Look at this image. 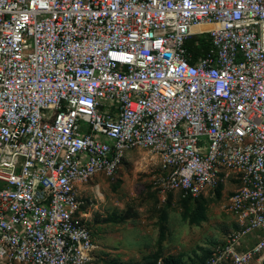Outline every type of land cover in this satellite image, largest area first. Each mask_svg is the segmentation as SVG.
Here are the masks:
<instances>
[{
	"label": "built area",
	"instance_id": "built-area-1",
	"mask_svg": "<svg viewBox=\"0 0 264 264\" xmlns=\"http://www.w3.org/2000/svg\"><path fill=\"white\" fill-rule=\"evenodd\" d=\"M133 148L168 192L233 180L206 264H264V0H0V264H90L78 186Z\"/></svg>",
	"mask_w": 264,
	"mask_h": 264
},
{
	"label": "rangeland",
	"instance_id": "rangeland-1",
	"mask_svg": "<svg viewBox=\"0 0 264 264\" xmlns=\"http://www.w3.org/2000/svg\"><path fill=\"white\" fill-rule=\"evenodd\" d=\"M160 177L156 155L133 148L124 154L113 178L95 177L86 183L90 193L78 197L82 213L89 214L83 223L97 237L98 255L104 254L97 263L206 264L236 230L226 206L235 189L233 180L193 198L168 192Z\"/></svg>",
	"mask_w": 264,
	"mask_h": 264
},
{
	"label": "crops",
	"instance_id": "crops-1",
	"mask_svg": "<svg viewBox=\"0 0 264 264\" xmlns=\"http://www.w3.org/2000/svg\"><path fill=\"white\" fill-rule=\"evenodd\" d=\"M102 175H97V176H95V177H101ZM94 177V178H95ZM103 177V176H102ZM93 178V179H94ZM93 179L91 180V181H93ZM101 179V178H100ZM90 182V181H89ZM88 182V183H89ZM95 187L96 188H99V184H96L95 185ZM80 192L81 193H83L84 192V194L86 195L87 193H90V191H88V189H87V184L85 185H79L78 186V189H77V195L78 196H80ZM87 196V195H86ZM86 198H88V199H86V200H88L91 204H93L92 202V199L90 198V197H86ZM81 217H82V220L86 223V221L89 219L88 217H89V214L88 213H82V208H81ZM89 228V227H88ZM90 230V229H89ZM90 234H91V237H92V240H93V242H94V244H95V246H96V248L93 250V252H92V255H91V262H90V264H99V263H97L98 262V260L99 259H103L104 258V254H101V255H98V253H100L99 251H100V244H98V241H97V237H96V235L95 234H93V232H91L90 231ZM256 241V234H253V235H250L246 240H245V242L243 243V246L242 247H250L254 242ZM112 258L113 256L111 255V254H109V258ZM118 261V260H117ZM253 264H257L255 261L253 262Z\"/></svg>",
	"mask_w": 264,
	"mask_h": 264
},
{
	"label": "trees",
	"instance_id": "trees-1",
	"mask_svg": "<svg viewBox=\"0 0 264 264\" xmlns=\"http://www.w3.org/2000/svg\"><path fill=\"white\" fill-rule=\"evenodd\" d=\"M199 46L196 47L194 45V43H190V41H188L186 44H185V47L186 49L191 52L192 54H199L201 51H203L204 49L207 48V41L203 40V39H199V42H198Z\"/></svg>",
	"mask_w": 264,
	"mask_h": 264
},
{
	"label": "bare ground",
	"instance_id": "bare-ground-1",
	"mask_svg": "<svg viewBox=\"0 0 264 264\" xmlns=\"http://www.w3.org/2000/svg\"><path fill=\"white\" fill-rule=\"evenodd\" d=\"M196 29H198L197 27H193L192 28V31H195ZM97 195H99V196H101L102 194H101V192H100V190H99V188H97Z\"/></svg>",
	"mask_w": 264,
	"mask_h": 264
}]
</instances>
